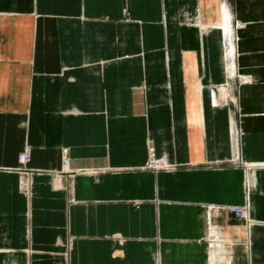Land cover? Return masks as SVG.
I'll use <instances>...</instances> for the list:
<instances>
[{"label": "crops", "instance_id": "crops-1", "mask_svg": "<svg viewBox=\"0 0 264 264\" xmlns=\"http://www.w3.org/2000/svg\"><path fill=\"white\" fill-rule=\"evenodd\" d=\"M263 67L264 0H0V264H264Z\"/></svg>", "mask_w": 264, "mask_h": 264}, {"label": "built area", "instance_id": "built-area-1", "mask_svg": "<svg viewBox=\"0 0 264 264\" xmlns=\"http://www.w3.org/2000/svg\"><path fill=\"white\" fill-rule=\"evenodd\" d=\"M62 153V164L64 167L68 164V151L67 148L61 150ZM31 157V147L26 145L17 155L18 162V174H19V186L24 191V193L29 194L30 191V177L32 175V171L27 168V163L29 162ZM149 159L146 164L147 168L157 170L163 168L164 165L160 159L155 158L154 152L151 149L149 151ZM230 212H232L237 218L243 219L247 222V207L246 205L243 207H230L228 208Z\"/></svg>", "mask_w": 264, "mask_h": 264}, {"label": "bare ground", "instance_id": "bare-ground-1", "mask_svg": "<svg viewBox=\"0 0 264 264\" xmlns=\"http://www.w3.org/2000/svg\"><path fill=\"white\" fill-rule=\"evenodd\" d=\"M225 6V5H224ZM222 6V9H224L225 7ZM259 71V70H258ZM257 72V71H256ZM254 73V72H253ZM253 75V74H252ZM262 76V75H261ZM259 76H254V77H249V78H246L245 80L247 81V79L250 81V83H252L253 81H262L263 80H260L258 78ZM263 79V78H262ZM255 84V83H254ZM263 94L260 92V94H256L252 97V100H257L259 103H261L262 107H263V110H264V102H262V99H263ZM230 133H231V143H232V147L233 149H235V155H234V158L235 160H238V157H239V134H240V131L238 129V127L234 125V122H232V124L230 125ZM151 149H149L150 151ZM149 151H148V156H149ZM149 159V157H148ZM30 161V160H29ZM29 163V162H28ZM27 163V164H28ZM252 165V170L249 171V185L252 187L253 186V183H256L257 180H261V175H260V172H259V168H254L256 166H264V162H252L251 163ZM19 166V165H18ZM165 166H167L165 164ZM66 168V167H65ZM258 178V179H257ZM257 179V180H256ZM252 190V189H251ZM246 205V204H245ZM247 207V205H246ZM247 212V211H246ZM247 222L244 221L243 219V222L249 226V219H248V213H247Z\"/></svg>", "mask_w": 264, "mask_h": 264}, {"label": "rangeland", "instance_id": "rangeland-1", "mask_svg": "<svg viewBox=\"0 0 264 264\" xmlns=\"http://www.w3.org/2000/svg\"><path fill=\"white\" fill-rule=\"evenodd\" d=\"M255 17H257V18H262L263 17V14L261 15V16H255ZM234 30V29H233ZM264 68V67H263ZM252 77H254V76H252ZM260 80H263L264 81V74L262 75V76H259L258 77ZM263 78V79H262ZM255 83V84H254ZM252 84L253 85H257V84H262V83H260V82H256V81H253L252 82ZM253 91H252V96H254L255 94H256V92H258L259 90H256V89H252ZM259 93V92H258ZM236 115H238V113H237V108H236ZM264 178V177H263Z\"/></svg>", "mask_w": 264, "mask_h": 264}]
</instances>
